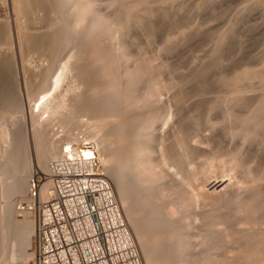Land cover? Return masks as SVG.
<instances>
[{"label":"rangeland","instance_id":"rangeland-1","mask_svg":"<svg viewBox=\"0 0 264 264\" xmlns=\"http://www.w3.org/2000/svg\"><path fill=\"white\" fill-rule=\"evenodd\" d=\"M1 1H0V23L1 24L3 23V24L2 25L0 24V27L6 26V27H4L6 29L5 30L6 32L4 31V29L1 28L3 35H2L1 41H0V42H2V43H0V65H1L0 66V81H1L0 82V86H1V88H0V165H4V164L7 165L9 170H8L7 176L3 175V172H0V177H1L0 178V197H1V191L5 187L4 182H6V181L4 178L6 177V179L8 180L7 181L8 185H10V183H11L10 175H12L13 167H12V162L9 158H10V155H12L13 149L16 148L13 146V144H14V138L16 137L17 134L21 133V135L24 138L22 143L20 144V148L17 149V151L20 153V155L17 157V168H19L20 165L29 164V166L26 165L27 166L26 168L30 167L29 170H27V173L30 171L29 173H31V175L28 173V176L29 175L31 176V182L34 185L32 200L26 201L27 199L20 198V199H17L15 201V203H16L15 207L18 208V210H19V208H20V210H24V208H26L27 206H29L33 203L36 204L37 201H39L38 200V197H39L38 191H39V187L42 186L41 181H40V175H41V173H43L46 170V167H47V166L45 167L46 162L48 164L51 160H54V158H55V155L54 156L50 155L49 159L47 158V160H45L44 163L42 162L43 157H42L41 150H39L38 147L36 146V145H38L36 143V141H38L36 138L38 132H36V131H39L40 129L47 127V126L50 128V129H47L49 131L48 132L49 134H47V136H51L52 138L51 137L47 138V140H48L47 144H48V142L50 144L53 139H54L53 142L59 141L58 143L61 142L60 144H64L68 141L69 144L67 143V145L68 146L72 145L71 146L72 148L76 147L78 144H80L82 142L84 143V142L88 141V142L92 143L93 138L90 137V136H92V134L90 135V133H91L90 129H92V126L94 127L96 122L99 123V121H98L99 118L103 120L105 116L107 117V113L109 114V116H112L113 114H116L117 112L120 111L119 110L120 106H118L119 101H115L116 100L115 97H116L118 91L121 88H123L125 90V92L132 90L134 84L138 80L142 79V77L144 76L145 73H143V72L146 71V69L147 70L150 69L151 72L149 71V73L147 74V76H149V77L146 76V78H144V80H143L144 82L141 85V87L138 89L137 92H135V91L134 92H135V95H137V96H143L144 94L146 95V91L148 92V88L150 86L151 88H153L152 89L153 92L152 93L148 92L149 95L147 94V97H150V98H148L147 101L151 102V104H152V103H155L154 101L156 100L157 105L161 106V107L159 106V108L161 109V116L159 117V119L155 120V123L152 125L153 128L151 126L152 134H153L155 139H154V141H148L146 143V145H147V149L150 151V154H149L150 162H151L154 170L158 173V175H157L158 176V189H159V191H166L165 194L168 196L167 201H170L172 204V206L170 208H168L169 206L167 208H165L166 212L168 211L166 216L168 219L170 218L169 219L170 221H174L177 224L182 225L184 227L182 230L181 239L184 243H186L189 246L188 252H189L190 258L187 259L188 262H190V263H192V262L196 263L197 262L196 264H205L204 261H205L206 256L211 255L212 257L211 256H208V257L211 258V260L213 261L214 264H232V262H234L233 257H232V256H234L233 255L234 251H231V250H234V248H231L232 232H231V230L229 231V229H228L229 226L228 225L224 226V224H222L220 221H218V219L216 220L215 218L210 220L211 216L209 214L212 215L213 212H215V210H214L215 207L213 204H211V202L203 201L202 197L199 198V196L195 195L197 193V191H195L193 193L194 195L190 193L191 203H193V204H191V206L185 207L184 204L182 205V201H181V198L179 196H180V194H182V192L184 190V188H183L184 186H182L183 184H181L182 183L181 181L186 180V174H188L187 168L185 167V164H183V165L176 164L174 161H171V160L170 161L167 160L166 164L161 163V162L158 163L157 162L158 161V159H157L158 152L157 151H158V144L166 141V132L169 130L171 124H177L178 125L177 129L180 128V132L184 138H187L189 141L195 140L194 142H191V145L195 144L194 145L195 148H194L193 152L189 153V156L187 157V162H189L190 164H194L193 165L194 167H199V165L206 160H209V161L214 162V163H216L218 161L217 160L218 158L216 156L217 155L219 156V153H218V146H217V141L215 139V136H211L209 141L207 142L206 139L203 137V135H205L204 127H202V125L199 127L194 126L192 124L191 120L196 119L198 116L200 118H202L203 116H205L209 112L208 111V105L212 101H214V97L217 96V87L216 86H217V81L219 79L231 78L234 74L240 73V71H243L246 69H248V70H246V77L245 78L248 77L247 79H249V80H253L256 78L258 79V77L259 78L264 77L263 76L264 72L261 71V70H264L263 69L264 68V13H263L264 0H219V1L218 0H209V1L208 0H173V1H171V0L167 1L166 0L167 6L164 5V7L162 6V8H170L171 10H172V8H174V9H176L175 11L178 12L177 14H175L176 13L175 11L165 9V10H167V17L170 18L171 22L173 21L171 31L167 33L166 29L164 28L165 23H163L159 19H158V21L156 19V21H157V22H155L156 24L152 21H148V23H150V25L149 24L148 25H146V24L142 25L146 22V20L144 19V20H142L143 22L141 24H136V25L132 24L131 25L132 27L130 26V28L128 30H125V31H127V33H128V31L131 34L133 33L132 35L127 34L123 30L122 26L125 24L124 19H122L120 17L123 20V21L121 20L122 21L121 22V21H119L120 18H117V19L113 18L112 14H110V12L112 13V11L114 9L113 8L114 0H82L84 2L83 4H90L92 6L93 13H94L93 19H94L95 23L98 20V22H97L98 24H100L101 23L100 21H102V24H100V25L107 24L109 26V28L111 27V29H109L108 27H105V29L106 28L108 29V30L106 29V31L109 32V30H110V32L114 33L113 34L114 36H115V32H116V36H117V33H118V35H119V33L120 34L123 33V32L121 33V30L124 31V33H123V35H121V37L122 38L125 37V38L124 39L120 38L121 42L123 40L122 46H121V42H119L120 43L119 45L116 44L115 46L112 47V50L113 51L115 50L114 53L116 54L117 63H115L116 64L115 67H117L116 70L118 71L117 73H119L118 74L119 79H118V83L115 86L116 90L113 89L112 90L113 94H110L111 96H107V99H108L107 102H108L109 107L111 109H108L109 112L105 111V113L104 112L98 113L99 111L96 107H98V103H99L98 101L100 98L97 101H95V99H97L99 96L97 97L96 95L95 96L93 95L94 90H96L97 88L100 90L103 89L101 86L102 84L98 85V83L100 84V82H98L93 77H91L90 73H88V72L86 73L84 71L82 63H80L78 65L79 67H76L75 69H73L71 62H69L67 60L68 52L71 54V53H75L77 51V49H76L77 44L76 43H78V41H76V38H75V41L74 40L72 41L75 45H73V43H72V45L70 44V46L64 50L65 53L61 52L60 58H58L55 61L53 59L54 56H51L54 53V51H52L53 48L52 49L50 48V51H49V52H53V53L46 52V50H47L46 48H48L46 46H48L49 45L48 43L50 42L47 40V39H49L48 38L49 34L47 35V37H44L43 41H42V38H43V36H46L44 32L48 31L47 33H49L52 30L51 27H53V26H50L52 24H51V22H49L54 17V15H52L51 13L54 14V10H55V9H53V5L51 4V2L46 0V1L50 2V5H52V6H50L49 3H47L46 1H43V0H42L43 3L41 2V0H35V1L29 0L30 2L32 1L31 2L32 5H30V2L27 0H26V2H28V3H26V4L23 3V5H22V0H21V3L18 0H5V1L1 0ZM122 1L126 5L128 3L133 2V0H125V1L122 0ZM129 1H131V2H129ZM138 1H142V0H138ZM138 1L136 0V2H138ZM143 1L146 3L149 1L148 4L151 2L149 4V6H152L155 4L156 7L160 8L159 5H157L158 3L156 0L155 1L154 0H146V1L143 0ZM162 1H164V0H162ZM213 1H214V3H212ZM249 2H251V3H249ZM38 3H40V4H38ZM111 3H112V5H111ZM45 4L46 5L48 4L47 6L49 8L52 7L50 9L48 8V10L46 9L47 12L44 10L46 7H42ZM252 4L253 5L255 4V7L250 10L251 12L250 11H248V12L244 11L242 13L240 11V10H242V8L244 10L247 7H251ZM38 5H39V7H38ZM169 5H172V7ZM198 5H200V6H198ZM27 6H29V7H27ZM15 7H16V9H18L17 11H16ZM22 7H24V10H21V9H23ZM94 7H95V9H94ZM201 7H202V9H201ZM54 8H55V6H54ZM71 9H72V6L70 3H68L64 7L63 12H65V13L69 12ZM40 10H42V11L40 12ZM49 12H51V13H49ZM173 12H175V13H173ZM22 13H24V14H22ZM170 13H173L175 15L170 14ZM238 13H240V14H238ZM246 13H248V14L246 15ZM139 14L141 15V13H138V12L136 13V15L140 16ZM49 16H50V18H49ZM172 16L174 17V20L171 19ZM100 18H101V20H100ZM52 21H53V19H52ZM25 22L27 23V25ZM158 22L159 23L161 22V24L163 23V25L160 26L161 24H159ZM229 22L230 23L232 22L231 26H233L232 24H234V26H235V27L233 26L234 30L227 35V38L224 41L225 43H223L221 45V47L218 49L219 51L214 53V54H216V56H217L216 57L214 54L211 53V51L213 50L214 46L218 42L217 39L219 40V37L221 36V34L226 31L225 28L230 27ZM103 23H105V24H103ZM152 23H153V25H152ZM110 24L111 25L114 24V25H112L113 27L110 26ZM154 24L156 25L155 28H154ZM157 24H159V25H157ZM23 25H24V27H23ZM107 25H105V26H107ZM143 26L144 27L146 26L145 28H147V29H144ZM152 26H153L154 30L155 29H158V30L152 31L151 30ZM115 27H116V30L118 32L116 30H114ZM121 27H122V29H121ZM46 28H48L50 31ZM79 29H81V27H79ZM131 29H133L134 31ZM148 29H150L151 31ZM111 30H114V31H111ZM54 32H56V29L54 30ZM146 32H148V33H146ZM76 33L80 34L79 31H77ZM94 33H95V31H94ZM166 33H167V35H166ZM20 34H21V36H23V35L24 36L21 38ZM29 34L30 35L32 34L31 36L33 38L30 37ZM108 34L106 32V35H108ZM27 35L30 38H32L31 41L28 40L29 37H27ZM168 35L172 36L171 37L172 42H171V44H169L167 50L162 51L161 47L164 46L163 41L165 42V39H166V37H168ZM181 35H183V37ZM145 36L146 37L152 36V37H151V39H150V37H149V39H147ZM24 38L25 39L27 38L26 40H28V42ZM18 39H22V41L18 40ZM6 41H7V43H6ZM24 41H26L27 43H29V42H31V43H29V46H27L28 44ZM41 41L44 43H42ZM46 41H47V44L45 43ZM56 42H57V40H56ZM104 42H105V44L109 43L108 40L104 41ZM33 44H34V46H33ZM57 44L54 45L56 47V49L59 47V42ZM126 44H127V46H126ZM6 45H8L9 47H7ZM4 47H6V48H4ZM59 49H57V50H59ZM85 49L88 50V48H85ZM138 49H139V51H136ZM30 50H32L31 53H30ZM66 52H67V54H66ZM210 54H211V56L214 55L213 58H215V57L216 58L213 59L210 56ZM39 55H41V56L39 57ZM49 55L51 57H49ZM122 56H124V57H122ZM142 56H143V58H142ZM210 57L212 58V60ZM38 58H40V59H38ZM147 58H148V60H147ZM143 59H144V61H143ZM150 59H151V63H150ZM50 60H51V62H50ZM261 61H262V64H261ZM82 62H83V60H82ZM209 62H211V63H209ZM42 64H43V67L44 66H46L47 68L50 67L49 72L52 75V76L50 75L51 80L55 79V75L56 76L60 75L59 76L60 82L58 81L59 84H57V88H55L57 94L55 92V89H53V90L48 91L49 95L47 97V99H48L47 100V106H52V105L56 106L57 105L60 108H57L56 111L53 110L54 113L52 110L49 109V107H46L47 109L45 111L43 110L44 113L42 111L36 112L37 108H35L31 114V116L33 115V117H32L33 119H32L30 114H29V111H30V109L33 110L32 108L35 105L37 107V105L40 104L39 102L37 104H35V103H36L38 97H40L42 94L37 95L38 92H36V91L33 92V90H31V88L32 89L36 88V84H39L38 82L42 81V77L39 76V74H40L39 70H41L43 68L41 66ZM123 64H125V65H123ZM211 64L212 65L215 64V65L212 66ZM23 65H24L25 69L23 68ZM47 65H50V66H47ZM135 65H136V67H135ZM143 66H144V68H142ZM160 66H161V68H160ZM164 66H166L165 70L163 69ZM67 68H69V69H67ZM205 68H206V70H205ZM254 68H256V69H254ZM258 68H260V69L262 68V69L260 70ZM50 69H51V71H50ZM159 69H161L160 72H159ZM138 70H140V71L142 70V71L140 72ZM249 70H250V72H249ZM258 70H260V71H258ZM36 71L39 72V74ZM42 71H43V69H42ZM29 72H30V74H29ZM150 73H153V74H150ZM34 75H35V77H34ZM70 78H72V79H70ZM74 80H76V81H74ZM89 81H92V82H89ZM94 81H96V82H94ZM129 81H131V82H129ZM82 82H83V84H82ZM167 82H168V85L170 83L171 84L175 83L174 85L177 84L179 86L177 88L174 87V89L171 90V89H168L169 86L167 85ZM163 83H165V85ZM86 84H88V85H86ZM145 85L147 86V88ZM162 85H164V86H162ZM126 87H128V88L126 89ZM163 88H165V89H163ZM145 89H146V91H145ZM155 91H156L157 95L155 94ZM50 94H52L51 95L52 97L50 96ZM54 94H55V96H54ZM58 95L61 97H59ZM58 97H59V100H58ZM62 97L64 100L62 99ZM78 97H81V99H80L81 101L83 100V102L85 101V102H89V104H91L90 111L92 113L90 111L84 110V111H82V113L80 115L77 116V118H76L77 124L74 125V126L77 125L76 128L74 127L77 130H75L73 127H71V124L66 123V122H65L66 124L60 125L61 123L58 121L61 119L62 115L65 112H67L68 107H70L69 106L70 103H72V105H73L75 98H78ZM95 97H97V98H95ZM113 97H114V99H112ZM158 99H160V100H158ZM49 100H51V101L49 102ZM57 100H58V102H56ZM67 100H68V102H67ZM109 100H110V102H109ZM76 102H77V100L75 101V103ZM41 103H43V106L44 105L46 106V101L45 102L42 101ZM156 103H155V105H156ZM119 105H120V103H119ZM64 107L66 108V110ZM133 108H136V107L133 105ZM78 111H79V109H78ZM140 115L142 118L144 117L143 114H140ZM34 116H35L36 122L34 120ZM214 118H215V116H212V119H214ZM111 119H113V123L110 125L105 123L106 129L103 126L104 123L102 125L103 127L98 126L97 130H99V131H97V133L100 136L102 135L103 138H109V135L111 137V135L114 133L115 127L113 124L118 123L119 119H115L117 122L114 120V118H111ZM42 124L44 127L41 126ZM67 124L70 127H68ZM36 126H38V128ZM59 126H61V127L59 128ZM84 126H87V128ZM40 127H42V128H40ZM51 127H53V128H51ZM35 128H37V130ZM151 128H149V130H151ZM52 129H54V130H52ZM78 129H80V130L78 131ZM85 129H87V130H85ZM101 129H103L104 131ZM50 130L52 132H50ZM74 131H76V132H74ZM67 132H69V133H67ZM73 132L76 133V135ZM77 132H79V133L77 134ZM5 135H7V136H5ZM77 135H79V136H77ZM145 135L146 134H144V136ZM75 136H77V137L75 138ZM144 136H142V137H144ZM148 137H151V136L148 135ZM4 138H5V141H4ZM49 138H51L52 140ZM163 138H164V140H163ZM34 139H35V141H34ZM69 139H71V140H69ZM44 145H45V143H44ZM110 147L112 148V150H114V147L112 146L111 143L108 147L109 151H111ZM117 147H119V145H117ZM35 149L36 150L38 149V150L36 151ZM66 149H67V147H66ZM68 149H69V147H68ZM99 154H100V159L105 158L104 157L105 155L103 153H99ZM67 155H68V153H65V156H67ZM102 155H103V157L101 158ZM37 156H39V157H37ZM40 159H42V161ZM102 161H104V160L102 159ZM40 162H42L41 165H40ZM104 165H105V168L103 166V168H102L103 171L101 170V173L105 177H107V172H104V170L109 166L106 164H104ZM247 165L251 166V167L254 166V164L252 162H247ZM105 171H108V170H105ZM25 172H26V170H25ZM263 172H264V164H263ZM1 174H2V176H5V177H2ZM26 174H24V175H26ZM21 175L23 177V174H21ZM218 176H222V175H220V174L218 175V173H216L213 178L209 179L205 183V190L209 194L219 192L221 189H223V187L226 185V183L229 182V179L227 177L221 178ZM261 185L264 186V183H262ZM111 187H112V185H111ZM186 188H188V187H186ZM112 190H113L114 195L116 197L117 203H118V205H119V207L123 213V216L127 222L126 216H125V214L123 212V208L121 206V203H122L121 199L119 198V195L117 194L118 192H116V190L113 187H112ZM189 190H191V189H189ZM183 193L185 194L184 196H187L189 194V193H187V195H186L185 192H183ZM188 197H189V195H188ZM1 201H2V199L0 198V202ZM207 202H209V203H207ZM154 203H155V205L162 204L155 197H154ZM209 207H211V208H209ZM161 209H163V207H161ZM2 213H3V215L6 214L5 211L1 210V208H0V219L5 218L2 216ZM32 215H33L32 219H33V226H34L33 227L34 228V230H33L34 246L36 247V245H35L36 244V215L34 214V212H32ZM6 223L7 222H3V224H6ZM12 223L16 224V220L12 221L10 224L12 226V229H9L8 225H4L5 229L7 228L8 230H10L9 235L8 236L2 235L0 238V240L6 241L5 244L10 243V244H8L10 246V248H7V247H9L8 245H6V247H4V250L2 248L3 253L9 252L8 250L11 249V247L13 245H17L18 241H19V239H18L19 237L16 239L17 235L20 232L19 227L18 228L16 227V229H15L14 228L15 226H13ZM127 225L129 227L128 222H127ZM129 230H130V227H129ZM146 231H145V233H148V235H149V231L148 230H146ZM14 234H15V236H14ZM227 234H229V235H227ZM148 235H147V238L150 236V235L149 236ZM134 237H135L134 238L135 240L134 239L133 240L137 246V249H138V252L140 254L142 263L145 264L146 258H143L144 257L143 252L142 251L140 252L139 241L137 240L138 238L136 235H134ZM132 238H133V236H132ZM15 240H16V242L11 243L12 241H15ZM14 247L16 248V246H14ZM35 247H34V249H35ZM226 251H228V252H226ZM228 253H229V255H228ZM229 259L231 260V263L227 262V261H230ZM153 260H154V262H152ZM153 260L151 261L152 263L150 262V264H157V261L155 259H153ZM244 260H241V261L246 262ZM2 262H3V259L0 256V264H2ZM249 262H251V261H249ZM235 264H238V263H235Z\"/></svg>","mask_w":264,"mask_h":264},{"label":"bare ground","instance_id":"bare-ground-1","mask_svg":"<svg viewBox=\"0 0 264 264\" xmlns=\"http://www.w3.org/2000/svg\"><path fill=\"white\" fill-rule=\"evenodd\" d=\"M18 1H20V3H21V0H18ZM27 1H29V0H27ZM33 1H35V0H33ZM43 1H46V0H43ZM48 1L51 2V4L53 5V9H55V10H54V14L51 13L53 11L52 9H51L52 11L49 12L52 15H54V17L52 16L53 21H52V19L49 21L52 24L50 26H53V27H51L52 30L50 31L48 28H46L50 32L49 33H47L48 31L44 32L46 36H43V38H42V41H43L44 37H47V35L49 34L48 35L49 39H47V40L50 42L48 43L49 45L46 46V47H48V48H46L47 49L46 52L53 53V52H49L50 48L51 49L53 48L52 51H54V53H53L54 55L52 54L51 56H54V58L53 57L52 58L55 61L58 58H60L61 52L65 53L64 50L67 49L70 46V44L72 45V43H73L72 41L73 40L75 41V38H76V41H78V43L75 42L77 44L76 45L77 51L75 50L76 52L71 53V54L69 52L67 54V52H66L67 60L69 62H71L73 69H75L76 67H79L78 65L80 63H82L84 71L86 73L87 72L90 73L91 77H93L95 80L100 82V84L97 82L98 85L102 84L101 85L103 88L102 90L97 88L93 92L94 96L95 95L97 97L99 96L98 98L95 97V98H97V99H95V101H97L100 98L98 101L99 102L98 107H96L99 111L98 113H100V112L105 113V111L109 112L108 109H111L109 107L108 102H107V100H108L107 96H111L110 94H113V92H112L113 89L116 90L115 86L118 83V79H119L118 78L119 73H117L118 72L116 70L117 67H115V65H116L115 63H117L116 54L114 53L115 50L114 51L112 50V47L115 46L116 44H118V45L120 44L119 43V42H121L120 38H122L121 35H123L124 31L128 30L132 24H134V25L141 24L143 22L142 20H144V19L146 20L147 23L145 22L142 25H145V24L150 25V23H148V21H152L155 23L159 19L163 23H165L164 28L166 29L167 33L170 32L172 29L173 21L171 22L170 18L167 17V10H165V9H169V10H171V9L170 8H162V6L164 7V5L167 6L166 4H167L168 0L167 1L166 0H164V1L156 0L158 3L157 5H159L160 8L156 7L155 4L152 6H149V4L151 3L150 2L148 4L149 1L146 3L143 0L142 1L137 0L138 2H136V0L135 1L133 0L132 3H128L129 5L128 4L126 5L125 3H123L122 0H114V2H113V8L114 9H113L112 13L110 12V14H112L113 18H116V19L121 17L122 19H124V23H125L122 26L124 31L121 30V33L122 32L123 33L122 34L119 33V35L117 33V36H116V32H115V36H114L113 35L114 33L110 32V30H109V32L106 31L107 28L105 29V27L109 28V26L105 23H103V24H105L107 26L100 25V24H102V21H100L101 23L99 22L100 24L97 23L98 20L95 23V21L93 19V16H94L93 15L94 14L93 8L90 4H83L84 2L82 0H48ZM48 1H46V2L49 3V5H50V2H48ZM171 1H173V0H171ZM31 2H30V5H32ZM41 2H42V0H41ZM129 2H131V1H129ZM23 3L26 4L28 2H26V0H22V5H23ZM40 3H38V4H40ZM68 3L71 4L72 9L69 12L65 13V12H63V10H64V7ZM212 3H214V1ZM249 3H251V2H249ZM45 5H43L42 7H46L44 10L47 12L49 7L47 6L48 4L46 6ZM52 5H50V6H52ZM111 5H112V3H111ZM29 6H27V7H29ZM54 6H55V8H54ZM169 6L172 7V5H169ZM198 6H200V5H198ZM38 7H39V5H38ZM254 7H255V4L254 5L252 4L251 7H247L244 10L242 8L243 11L242 10H240V11L242 13L244 11L248 12ZM22 8L23 9H21V10H24V7H22ZM50 8H52V7H50ZM15 9H16V7H15ZM94 9H95V7H94ZM173 9L174 8H172L171 11L176 10V9H174V10ZM201 9H202V7H201ZM17 10L18 9H16V11ZM41 11L42 10H40V12ZM137 12L141 13L142 16L140 14H139L140 16L136 15ZM175 12H173V13H175ZM173 13H170V14H173ZM177 13L178 12H176L175 14H177ZM240 13H238V14H240ZM263 13H264V10H263ZM22 14H24V13H22ZM175 14H173V15H175ZM247 14L248 13H246V15ZM49 18H50V16H49ZM121 18L119 21L122 20ZM156 19H157V21H156ZM171 19L174 20V17L172 16ZM100 20H101V18H100ZM163 23L161 24V22H160L159 23V24H161L160 26H162ZM231 23H230L229 28H227V27L225 28L226 31L221 34V36L219 37V40L217 39L218 42L216 43L213 50L211 51L212 54L219 51L218 49L221 47V45L223 43H225L224 41L226 40L227 35L234 30V28H233L234 24H232L233 26H231ZM155 24H154V28L156 27ZM159 24H157V25H159ZM26 25H27V23H26ZM112 25H114V24H112ZM112 25L110 24V26H112ZM152 25H153V23H152ZM4 27H6V26H2V27H0V29L2 28L5 31L6 29ZM23 27H24V25H23ZM79 27H81V29H79ZM116 27H115V29L114 28L113 29L116 30ZM122 27H121V29H122ZM145 27H144V29H147ZM151 28H152L151 29L152 31L158 30V29L154 30L153 26ZM2 29L0 30V41H1V37L3 35ZM55 29H56V32H54ZM109 29H111V27ZM114 30H111V31H114ZM131 30H133V29H131ZM148 30H150V29H148ZM77 31H79L80 34H77L76 33ZM94 31H95V33H94ZM106 32H107V34L108 33L109 34L106 35ZM125 32L127 33V31H125ZM146 33H148V32H146ZM167 33H166V35H167ZM127 34L132 35L133 33L131 34L128 31ZM31 35H30V37H32ZM20 36H21V34H20ZM23 36H21V38ZM181 36L183 37V35H181ZM27 37H29V36L27 35ZM30 37L28 40L31 41V39L33 37L32 38H30ZM149 37H146V38L149 39ZM151 37H150V39H151ZM171 37L172 36L168 35V37H166V39H165V42L163 41L164 46L161 47L162 51L167 50L169 44H171V42H172ZM124 38L125 37H123L122 39H124ZM18 40L22 41V39H18ZM28 40H26V41L28 42ZM56 40H57V42H56ZM107 40L109 41V43H106L107 45L109 44L108 46L104 42ZM26 41H24V42H26ZM58 42H59V47L57 46L58 47L57 49L60 48L59 50H57L56 47L54 46ZM0 43H2V42H0ZM6 43H7V41H6ZM29 43H31V42H29ZM29 43H27L28 44L27 46H29ZM42 43H44V42H42ZM45 43L47 44V41ZM122 43H123V40L121 42V46H122ZM73 45H75V44L73 43ZM6 46L9 47L8 45H6ZM33 46H34V44H33ZM126 46H127V44H126ZM84 47L88 48V50H86ZM4 48H6V47H4ZM31 51L32 50H30V53H31ZM136 51H139V49ZM214 55L216 56V54H214ZM214 55L211 56V54H210V56L212 58L214 57ZM40 56L41 55H39V57ZM51 56L49 55V57H51ZM122 57H124V56H122ZM142 58H143V56H142ZM212 58H211V60H212ZM215 58H213V59H215ZM38 59H40V58H38ZM51 60H50V62H51ZM82 60H83V62H82ZM147 60H148V58H147ZM143 61H144V59H143ZM211 62H209V63H211ZM150 63H151V59H150ZM261 64H262V61H261ZM123 65H125V64H123ZM214 65H212V66H214ZM41 66L43 67V64ZM47 66H50V65H47ZM135 67H136V65H135ZM165 67L166 66H164V68H163L164 70H165ZM23 68H24V65H23ZM49 68L50 67L47 68L46 66H44L42 68L43 71H42V69L39 70L40 74H39V72L36 71L39 74V76L42 77V81L38 82L39 84H36V88H34V89L31 88V90H33V92L34 91L38 92L37 95L38 94H40V95L42 94V95L41 96L39 95L40 97H38L37 101L35 100L36 101L35 104H37L38 102L40 104H38L37 107L35 105L32 108L33 110L30 109V111H29L30 116H31V114L35 108H37L36 112L42 111L43 113L47 109L46 107H49V109L52 111L53 110L56 111L57 108H60L57 105H56L57 107L52 105L53 104L52 102H51L52 103L51 105L53 107L47 106V100H48L47 97L49 95L48 91L57 88V84H59V82H60V80H59L60 75L59 76L55 75V79L51 80L52 75L49 72ZM142 68H144V66ZM160 68H161V66H160ZM206 68H205V70H206ZM67 69H69V68H67ZM254 69H256V68H254ZM258 69H260V68H258ZM160 70L161 69H159V72H160ZM246 70H248V69H246ZM246 70H243V71H240V73L234 74L231 78L219 79L217 81V86H216L217 87V96H215L214 101H212L208 105V111L209 112L205 116H203L202 118H200L198 116L196 119L191 120V122L194 126L199 127L202 125V127H204L205 135H203V137L206 139L207 142L209 141L211 136H215V139L217 141V146H218V153H219V156L218 155L216 156L218 158L217 159L218 161L217 162L215 161L216 163H214V162H211L209 160H206L203 163H201L199 165V167H194L193 166L194 164H190L189 162H187V157L189 156V153L193 152V150L195 148V146H194L195 144L191 145V142H194L195 140L189 141L187 138H184L180 132V128L177 129L178 125L177 124H171L169 130L166 132V141L158 144V151H157L158 152V156H157L158 161L157 162L158 163L161 162V163L166 164L167 160H169V161L171 160V161H174L176 164H180V165L185 164V167L187 168L188 174H186V180L181 181L182 182L181 184H183L182 186H184L183 192H185L186 195H187V193H189L188 194L189 197H188V195L184 196L185 194L183 192H182V194H180L179 197L181 198L182 205L184 204L185 207H189V206H191V204H193V203H191L190 193L193 194L195 191H197V193L195 195L199 196V198L202 197L203 201H209V202H211V204L214 205L215 212H213L212 215L209 214L211 216L210 220H212L214 218L216 220L218 219V221H220L222 224H224V226L228 225L229 231L231 230V232H232L231 248H234V250H231V251H234V253H233L234 256H232L234 262H232V264H235V263H238V264H264V186L261 185L262 183H264L263 182L264 181V172H263V164H264V77H261V78L258 77V79L256 78L253 80H249V79H247L248 77L245 78L246 77ZM260 70H258V71H260ZM50 71H51V69H50ZM138 71H140V70H138ZM149 71H150V69H148V70L146 69V71L143 72V73H145L144 76L142 77V79L138 80L134 84L132 90H129L128 92L127 91L125 92V90L123 88H121L119 91L117 90L118 93L115 97V99H116L115 101H119L120 105L118 103V106H120V109H119L120 111L117 112L116 114H113L112 116H109V114L107 113V117L103 116L105 120L104 119L102 120L99 118V120H98L99 123L96 122L94 127L92 126V129H90L91 130L90 135L92 134V136H90V137L93 138L92 143L86 141V142H84V143L82 142V143L78 144L76 147L72 148L71 147L72 145L71 146L67 145L68 141L64 144H60L61 142L58 143L59 141L53 142L54 139L52 140L51 136H47V134H49L48 133L49 131L47 129H50V128L48 126H47L48 128L44 127L42 124L41 126H43L44 128L40 127L42 129H40L39 131H36V132H38L37 136H36V138L38 140V141H36V143L38 145H36V146L38 147L39 150H41L43 161H42V159H40V160L43 163L45 160H47V158L49 159L50 155H52V156L55 155V158L53 157L54 160H58V159H61L63 157H66L65 153H68V155H72L75 153L77 154L79 152L85 151L86 154L92 155L96 158L100 170H102L103 166L105 168L104 164L109 166V167H107L108 169L107 168L105 169L108 171L104 170V172H107L106 178L109 180L110 184L116 190V192H118L117 194L119 195V198L121 199V202H122L121 206L123 208V212L126 216L128 224H129L131 235L133 236V239L135 238L134 235L137 236V238H138L137 240L139 241L140 252L142 251L143 255H144L143 258H146L145 264H150V262L153 259H155L157 261V264H196L197 262L196 263H194V262L190 263L187 261V259L190 258V255L188 252L189 246L186 243H184L181 239L182 230L184 227L182 225L177 224L174 221H170L169 220L170 218L168 219L166 216L168 211L166 212L165 208H167L168 206H169L168 208H170L172 206V204L170 201H167L168 196L165 194L166 191H159V189H158V176H157L158 173L154 170V168L150 162V159H149L150 151L147 149L146 143L148 141H154V139H155L153 134H152V128H153L152 125L155 123V120L159 119V117L161 116V109L159 108L160 105L159 106L157 105L156 100L154 101L156 103V105H155V103L151 104V102L147 101L148 98H150V97H147L148 92L149 93L153 92V90H152L153 88H151L150 86L148 88V92L145 89V91H146V95L144 94L145 96L144 95L143 96L135 95V92H137L138 89L141 87V85L144 82L143 80H144V78H146ZM261 71L264 72V70H261ZM249 72H250V70H249ZM29 74H30V72H29ZM150 74H153V73H150ZM34 77H35V75H34ZM147 77H149V76H147ZM70 79H72V78H70ZM76 80H74V81H76ZM89 82H92V81H89ZM94 82H96V81H94ZM129 82H131V81H129ZM82 84H83V82H82ZM163 84L165 85V83H163ZM174 84L170 83L168 85V82H167V85L169 86L168 89L172 90V89H174V87L177 88L179 86L177 84L176 85H174ZM86 85H88V84H86ZM164 85H162V86H164ZM0 88H1V86H0ZM127 88L128 87H126V89ZM146 88H147V86H146ZM163 89H165V88H163ZM55 92H56V89H55ZM56 94H57V92H56ZM155 94H156V91H155ZM51 95L52 94H50V96ZM54 96H55V94H54ZM59 97H61V96H59ZM59 97H58V100H59ZM81 97L75 98V101L77 100V102L75 103V101H74L73 105H72V103H70V105H69L70 107H68L67 112H65L62 115L61 119L59 118L60 120L58 122L61 123V124L59 123L60 125L69 123V124H71V127L76 128L77 125L76 126H74V125L77 124V121H76L77 116L80 115L82 113V111H84V110L90 111L91 104H89V102H85V101L83 102V100L81 101L80 100ZM62 99H63V97H62ZM112 99H114V97ZM58 100L56 102H58ZM158 100H160V99H158ZM40 101L41 102L46 101V106L45 105L43 106V103H41ZM50 101L51 100H49V102ZM67 102H68V100H67ZM109 102H110V100H109ZM133 105L136 108H133ZM78 109H79V111H78ZM65 110H66V108H65ZM54 111H53V113H54ZM140 114H143L144 117L142 118ZM212 116H215V118L212 119ZM32 117H33V115L31 116V118ZM111 118H114V120L119 119L118 123L113 124L115 129L113 128L114 133L111 135V137L108 134L109 138H103L102 135H101L102 136L101 137L97 133V131H99V130H97L98 126H102L104 123L103 126L106 129L105 123L109 124V125L113 123V119H111ZM34 120H35V116H34ZM35 122H36V120H35ZM151 126H152V128H151ZM36 127L38 128V126H36ZM60 127L61 126H59V128ZM68 127H70V126L68 125ZM84 127L87 128V126H84ZM37 128H35V129L37 130ZM51 128H53V127H51ZM149 128H151V130H149ZM52 130H54V129H52ZM75 130H77V129H75ZM79 130L80 129H78V131ZM85 130H87V129H85ZM101 130H103V129H101ZM50 132H52V131L50 130ZM74 132H76V131H74ZM67 133H69V132H67ZM78 133L79 132H77V134ZM74 134L76 135V133H74ZM144 134H146V135L144 136ZM148 135H150L151 137H148ZM5 136H7V135H5ZM77 136H79V135H77ZM77 136H75V138ZM142 136H144V137H142ZM48 137H51L49 139L52 140L50 144H49V142L47 144V141H48L47 138ZM23 139L24 138L21 135V133L17 134L16 137L14 138L13 146L16 148L13 149L12 155H10V158H9L12 162V167H13L12 175H10V179H11L10 185H8V182H7L8 180L5 177L8 175L9 168L5 164L0 165V172H3V175H5V176H2V174H1V176L5 177L4 179L6 181V182H4L5 187L1 191V197H0L2 199V201L0 202V208H1V210L5 211V213H6L5 215H3V213H2V216L5 218L0 219V238L2 235L3 236L9 235L10 230H8L7 228L5 229L4 225H8L9 227L8 226L7 227L9 229H12V226L10 224L14 220H16V224L12 223L13 226H15L14 228L16 229V227L17 228L19 227V230H20L19 234L16 237V239L19 237L18 238L19 239L18 244L13 245V246L11 245L12 246L11 249H9V250L7 249L9 252L4 251L6 254L3 253L4 247H6V245H8L10 243L7 242L8 244H5L6 243L5 240H0V251H1L0 256L3 259L2 264H14V263H18V262H24V261L31 259L35 253L34 237H33V230H34L33 227L34 226H33L32 212L28 211L25 208H24V210H20V208L18 210V208L15 207V204H16L15 201L17 199L24 198V199H27L26 201L32 200L33 189H34V185L31 182V176H30L31 173H29L30 171L28 172L30 174L29 176L27 173V170H29L30 167L26 168L27 167L26 165L29 166V164L20 165L19 168H17V157L20 155V153L17 151V149L20 148V144L22 143ZM71 139H69V140H71ZM163 140H164V138H163ZM4 141H5V138H4ZM34 141H35V139H34ZM44 143H45V145H44ZM110 143L114 147V150H112L111 147H110L111 151L108 150ZM117 145H119V147H117ZM66 147H67V149H66ZM68 147H69V149H68ZM99 153H103L105 155L104 156L105 158H102L103 155L101 156V158L104 161H102V159H100ZM37 157H39V156H37ZM42 162H40V165ZM247 162H252L254 164V166H252V167L248 166ZM46 166H47V162H46L45 167ZM25 170H26V172H25ZM216 173H218V175L219 174L222 175V176H218V177H221V178L227 177L229 179V182H227L226 185L223 187V189H221L219 192L209 194L205 190V183L209 179L213 178ZM21 174H23V177ZM24 174H26L27 176ZM186 187H188L191 190H189ZM47 193H48V184H44L41 187H39L38 200L41 201V200L45 199L47 196ZM154 197L159 202H161L162 204L155 205ZM209 202H207V203H209ZM161 207H163V209H161ZM209 208H211V207H209ZM3 222H7V223L3 224ZM146 230L149 231L150 236L148 235V233H145ZM147 235L149 236L148 238H147ZM227 235H229V234H227ZM14 236H15V234H14ZM14 242H16V240L12 241L11 243H14ZM14 246H16V248ZM2 248H3V250H2ZM7 248H10V246ZM226 252H228V251H226ZM228 255H229V253H228ZM208 256H211V255H208ZM208 256H206V258H205V261H204L205 264H214L213 261L211 260V258ZM241 260H244L246 262H243ZM247 261L248 262L251 261V262L248 263ZM152 262H154V260ZM227 262L231 263V260L227 261Z\"/></svg>","mask_w":264,"mask_h":264},{"label":"built area","instance_id":"built-area-1","mask_svg":"<svg viewBox=\"0 0 264 264\" xmlns=\"http://www.w3.org/2000/svg\"><path fill=\"white\" fill-rule=\"evenodd\" d=\"M33 257L14 264H143L108 179L84 152L51 160L40 175Z\"/></svg>","mask_w":264,"mask_h":264}]
</instances>
